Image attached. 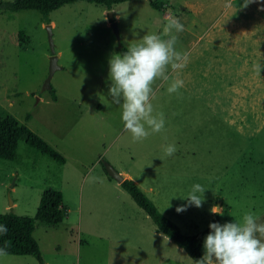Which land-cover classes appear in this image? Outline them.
I'll return each mask as SVG.
<instances>
[{
    "label": "rangeland",
    "instance_id": "1",
    "mask_svg": "<svg viewBox=\"0 0 264 264\" xmlns=\"http://www.w3.org/2000/svg\"><path fill=\"white\" fill-rule=\"evenodd\" d=\"M12 1L0 0V119L14 115L66 162L21 139L15 159L0 157V212L34 215L45 189L55 187L64 193L67 216L36 224L43 259L0 253V264H197L157 229L107 163L132 174L184 233L206 229L213 206L223 209L221 224L249 211L264 223V89L258 85L264 69L256 70L254 93L243 84L251 70L244 58L252 55L250 34L226 27L238 20L242 0H220L204 17L184 0H163L162 9L150 0L113 8L78 0L53 9L50 21L38 9L11 10ZM170 17L184 25L177 48L189 53L188 61L171 75L184 86L169 94L171 80L155 81L151 102L165 128L134 141L119 106L105 105L111 104L109 57L147 30L161 34ZM49 24L60 65L52 77L58 99L44 88L53 54ZM172 144L177 151L166 156ZM197 183L205 188L202 206L178 213Z\"/></svg>",
    "mask_w": 264,
    "mask_h": 264
},
{
    "label": "clouds",
    "instance_id": "2",
    "mask_svg": "<svg viewBox=\"0 0 264 264\" xmlns=\"http://www.w3.org/2000/svg\"><path fill=\"white\" fill-rule=\"evenodd\" d=\"M184 31V25L177 17H170L161 34L147 30L138 42L126 41V51L113 52L109 57L107 80L108 97L111 104L119 106L124 130L132 134L134 141H142L152 133H160L165 128L164 114H154L152 99L155 96L153 84L156 80L169 82V94L178 93L184 86L182 79H171V75L186 67L189 53L178 50L176 33ZM149 129L151 131H149ZM177 151L174 144L164 148L166 156ZM163 159V157H161ZM205 188L197 183L190 192L182 196L187 204L176 208L178 213L188 206L201 207ZM214 214L223 215L217 208ZM260 217L249 211L242 219L221 224L211 222V231L204 239V254L197 264H264V223ZM7 228L0 225V234Z\"/></svg>",
    "mask_w": 264,
    "mask_h": 264
},
{
    "label": "trees",
    "instance_id": "3",
    "mask_svg": "<svg viewBox=\"0 0 264 264\" xmlns=\"http://www.w3.org/2000/svg\"><path fill=\"white\" fill-rule=\"evenodd\" d=\"M78 0H14L7 6L18 11L22 9H38L43 17L51 20L50 12L64 4ZM101 3L108 8H113L116 3L126 0H87ZM157 9L165 7L163 0H150ZM127 49L123 48V51ZM122 51V52H123ZM54 99H58L54 86L50 89ZM29 118V116H28ZM21 139L41 152L65 163L66 158L46 139L25 123H21L14 115H7L0 119V157L15 159ZM122 185L131 193L136 202L153 218L157 229L165 233L174 242L183 247L197 262L204 254L203 244L206 235L211 231L206 229L193 234L184 233L180 225L164 214L158 205L141 189L131 178H126ZM67 216V207L64 204V193L55 187H48L42 194L38 209L34 215L18 214L14 211L0 212V225L7 228L6 234H0V253L17 255H34L40 259L42 251L39 241L34 236V229L38 222L47 224H59ZM220 222V215L214 214L211 222ZM210 225V224H209Z\"/></svg>",
    "mask_w": 264,
    "mask_h": 264
},
{
    "label": "crops",
    "instance_id": "4",
    "mask_svg": "<svg viewBox=\"0 0 264 264\" xmlns=\"http://www.w3.org/2000/svg\"><path fill=\"white\" fill-rule=\"evenodd\" d=\"M242 1L244 2V4L240 9V16L238 20L236 22L229 23L228 25H226V27H229L230 29H236L242 35H244L245 33L250 34L251 37L250 52L252 55L245 56L244 58L247 62L246 68L247 69L251 68L253 76H251V72H250L251 70H250L249 73H247L243 84L245 86L252 87V91L255 93V84H257L256 70L264 69V44H261L260 42L261 40L264 39V0H242ZM219 2L220 0H184L182 4H184L185 7H187L190 11H193L199 16L204 17L206 13L211 14L214 6H217ZM260 32H263V35H257ZM231 56L229 59H232ZM258 85H259V89H264L263 75L259 77ZM123 173H125L126 178L133 177L132 174H130L127 171H124ZM216 207L217 206L214 207V210H216Z\"/></svg>",
    "mask_w": 264,
    "mask_h": 264
},
{
    "label": "water",
    "instance_id": "5",
    "mask_svg": "<svg viewBox=\"0 0 264 264\" xmlns=\"http://www.w3.org/2000/svg\"><path fill=\"white\" fill-rule=\"evenodd\" d=\"M113 25L117 29V23L114 22ZM49 30V37H50V44L53 54L51 55V62H50V71L48 74V77L46 78V82L44 85L45 89H51L52 87V77L56 71V69L60 68V65L58 64V55L55 53V43L53 39V32H52V26L48 25ZM107 170L110 174H112L119 182H123L126 179L125 173L119 171L114 165L107 163ZM220 208V207H218Z\"/></svg>",
    "mask_w": 264,
    "mask_h": 264
}]
</instances>
